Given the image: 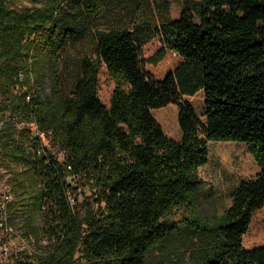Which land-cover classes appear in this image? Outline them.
<instances>
[{"label":"trees","instance_id":"trees-1","mask_svg":"<svg viewBox=\"0 0 264 264\" xmlns=\"http://www.w3.org/2000/svg\"><path fill=\"white\" fill-rule=\"evenodd\" d=\"M33 1L0 0L7 223L31 247L0 264H151L156 250L157 264H264V245H242L264 207V0H178L177 18L168 0ZM153 38L161 47L144 60ZM167 50L183 62L159 79L143 62ZM200 90L204 121L183 99ZM169 104L178 140L152 115ZM209 141L248 145L262 169L200 222ZM180 209L188 217L175 219Z\"/></svg>","mask_w":264,"mask_h":264},{"label":"rangeland","instance_id":"rangeland-1","mask_svg":"<svg viewBox=\"0 0 264 264\" xmlns=\"http://www.w3.org/2000/svg\"><path fill=\"white\" fill-rule=\"evenodd\" d=\"M168 1H170L169 16L171 18H177L180 13L178 0ZM5 2L12 9L31 7L34 4L33 0H5ZM160 47L161 44L157 38L151 39L143 46V59L145 60L151 57ZM182 62L183 59L181 57L167 50L164 58L158 64L153 65L144 61L143 67L154 77L162 79ZM98 78V97L102 104L108 107L114 82L108 77L104 67L101 68ZM203 97V90L197 92L193 97H183L184 100L192 104L200 121H204ZM177 114L178 109L173 104L152 110V115L160 124L164 134L175 140L180 139ZM242 164L246 168H241L240 165ZM9 167L10 164L0 152V191H8L9 189L11 175ZM261 169L262 167L258 164L253 150L248 145L236 141H209L208 161L199 168L200 178L206 184L202 193L199 195L198 209L202 218H198V220L202 222L207 218L212 219L214 216L221 215L229 206L231 192L239 180L253 177ZM85 195H90V193L86 191ZM182 217H188V214L181 209L176 211L175 219ZM3 244L7 245L8 252L0 255L2 262L8 261L10 255L26 249L25 242L15 232L10 234L9 231H1L0 245ZM242 245L247 249L264 245V207L254 214L247 232L242 237ZM162 255H164L163 252L159 250L152 252L151 264H157L156 260L163 258Z\"/></svg>","mask_w":264,"mask_h":264},{"label":"built area","instance_id":"built-area-1","mask_svg":"<svg viewBox=\"0 0 264 264\" xmlns=\"http://www.w3.org/2000/svg\"><path fill=\"white\" fill-rule=\"evenodd\" d=\"M22 78V77H21ZM29 100V96L26 97ZM33 135L39 136L41 141L43 143H46V139L42 132H40L36 126L35 123H30L27 125ZM12 198V195L8 191H0V232L1 231H9V233H13L12 229L8 226L7 223V210H6V202ZM35 240L31 239V244H34ZM42 243H45V240H42ZM26 248L28 250H31V247H29L26 243ZM8 252V248L6 244L0 245V255L6 254ZM1 258V257H0ZM1 261V259H0Z\"/></svg>","mask_w":264,"mask_h":264},{"label":"bare ground","instance_id":"bare-ground-1","mask_svg":"<svg viewBox=\"0 0 264 264\" xmlns=\"http://www.w3.org/2000/svg\"><path fill=\"white\" fill-rule=\"evenodd\" d=\"M210 152V151H209ZM239 164V163H238ZM241 164V163H240ZM241 166V168H243L244 167V165L242 164V165H240ZM244 168H246V167H244ZM233 170V169H232ZM230 171V170H229ZM232 172V171H231ZM245 172V171H244Z\"/></svg>","mask_w":264,"mask_h":264}]
</instances>
